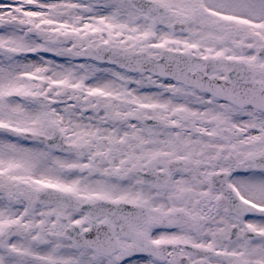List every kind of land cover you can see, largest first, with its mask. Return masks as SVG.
Here are the masks:
<instances>
[{
	"label": "snow or ice",
	"instance_id": "6c2138e0",
	"mask_svg": "<svg viewBox=\"0 0 264 264\" xmlns=\"http://www.w3.org/2000/svg\"><path fill=\"white\" fill-rule=\"evenodd\" d=\"M0 264H264V0H0Z\"/></svg>",
	"mask_w": 264,
	"mask_h": 264
}]
</instances>
